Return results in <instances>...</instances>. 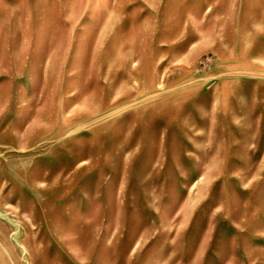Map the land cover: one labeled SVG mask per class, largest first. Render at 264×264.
<instances>
[{"label": "rangeland", "instance_id": "374dc122", "mask_svg": "<svg viewBox=\"0 0 264 264\" xmlns=\"http://www.w3.org/2000/svg\"><path fill=\"white\" fill-rule=\"evenodd\" d=\"M0 264H264V0H0Z\"/></svg>", "mask_w": 264, "mask_h": 264}]
</instances>
